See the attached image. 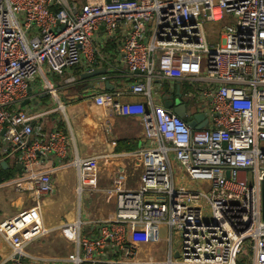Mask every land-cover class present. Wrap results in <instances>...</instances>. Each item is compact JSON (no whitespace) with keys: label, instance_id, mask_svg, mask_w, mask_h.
Listing matches in <instances>:
<instances>
[{"label":"built area","instance_id":"2783aa9c","mask_svg":"<svg viewBox=\"0 0 264 264\" xmlns=\"http://www.w3.org/2000/svg\"><path fill=\"white\" fill-rule=\"evenodd\" d=\"M209 24L222 25L219 41L208 39ZM100 32L107 40L121 38L118 52L128 69L116 78L129 81L125 92L145 101L116 102L123 90L115 85L93 100L117 116L141 117L147 147L137 153L139 185L117 193L113 220L88 228L78 219L62 227L76 248L63 264H153L137 260L135 239L140 228L162 227L171 245L180 235L181 248L178 258L171 253L156 264H264V0H0V164L21 166V175L0 190L34 199L0 224L11 264L32 260L27 248L49 233L41 199L54 192L58 170L77 169L81 195L82 182L96 169L93 158L49 167L52 155L67 156L69 140L38 123L42 113L25 109L54 96L64 110L58 89L79 81L65 73L112 67L94 44ZM202 55L208 57L204 73ZM38 74L45 84L36 91ZM156 80L197 84L185 100L206 114L207 128L192 130L156 104ZM201 83L209 88L200 90ZM177 167L195 186L177 184Z\"/></svg>","mask_w":264,"mask_h":264},{"label":"crops","instance_id":"0c3cea01","mask_svg":"<svg viewBox=\"0 0 264 264\" xmlns=\"http://www.w3.org/2000/svg\"><path fill=\"white\" fill-rule=\"evenodd\" d=\"M211 25H208L209 31H206L215 34L216 39L219 41L222 29L220 31L214 29V26L218 24ZM99 37V42H94V44L101 48V52L110 59L109 61L112 64V67L105 64L106 66L102 68L108 67V70L115 68L118 73L101 76L95 80V86L90 87L87 81H81V75L79 74L84 72L80 68L68 71L65 73L66 77L76 75L79 77V81L66 88L58 89V92L61 91L64 100L62 102V98L58 94L59 100L65 106L64 110H60L63 116L58 113L59 106L50 107L42 113L43 116L49 118V126L45 128L47 130L58 128L69 140L67 156L61 159L53 155L55 159L52 158L49 167H62V165L78 158H93L96 161V169L92 168L91 177L82 182L86 189L84 196L78 193L81 182L78 179L77 169L64 167L59 169L57 174L53 176L54 192L43 196L41 199L43 223L45 228L49 230L46 236L53 241L52 247H50L52 255L44 260L48 264H63L66 260H69L71 255L76 254V248L71 242L67 241L70 245L67 244L72 247L71 251L68 252L67 244L59 240V237H64L61 229L67 222L80 219L88 225V228H92L93 226L96 227V222L99 220H113L116 216L117 203L111 202V194L134 190L140 182L142 166L137 153L147 147L143 119L137 116H117L109 105L96 106L93 97L105 93L107 91L106 82H110L113 86L122 87L123 90L122 95L115 99L116 102L137 103L144 102L145 98L126 93L128 92L126 86L129 81L124 78H116L128 69L124 58L118 52L121 38L107 40L102 32H100ZM200 72H202L201 68ZM178 83L183 87L184 93L193 92L197 85L186 80H156L152 91L154 102L165 106L164 96L170 90H175ZM42 102L41 105H45L44 99ZM185 102L194 105V107L192 105L193 114L200 113L195 103ZM175 170L178 174L176 176L179 186H195L184 178L178 167ZM0 192H4L2 194L3 198L6 202L10 201L15 208L17 205L21 206V201H17V199H22L21 196L29 197L31 203L34 201L31 193L17 192L13 189L0 190ZM14 195L16 197L20 196L15 200ZM82 198H85L84 202H82ZM111 204L116 206L115 212L110 209ZM96 210H99V214H94ZM12 211L14 209L4 210V208H0V213H2L0 224L18 215L17 213L10 214ZM158 230L159 235H155L153 240H151L152 234L144 235L143 232H140L137 254L139 262L156 264L166 261L171 253L174 254V257L176 256L178 248H175V240L178 237L174 236L171 245L167 228L162 227ZM91 231L90 233L94 234ZM164 244H166V247ZM11 256L12 249L0 234V264H11Z\"/></svg>","mask_w":264,"mask_h":264},{"label":"rangeland","instance_id":"374dc122","mask_svg":"<svg viewBox=\"0 0 264 264\" xmlns=\"http://www.w3.org/2000/svg\"><path fill=\"white\" fill-rule=\"evenodd\" d=\"M211 26H214V25L212 24ZM215 26H217V27H215ZM215 26H214V29H217L218 31H220L222 29V25L221 24H218V25H215ZM206 30L209 31V27L208 26H206ZM208 39L210 41H213V40L216 39V35L213 34V33H208ZM202 57H203V59H202L201 69L203 70V73H204L206 71L208 57H207V55H202ZM44 71L49 76L50 73L48 72V69L46 67H44ZM50 77H51V80H52V75ZM35 82H36L35 90L36 91L37 90H43V85L45 83H44L43 77L40 74H38V76L36 77V79L34 80L33 83H35ZM33 83H31V84H33ZM54 83H55V85L57 87H58V85H62L63 86V79L60 78L58 80V78H56V81ZM198 87L200 88V90H202V89L209 88V85L202 83ZM58 94L61 96L62 102H64L61 91H59ZM44 101H45L44 102L45 105H37L36 102H32L27 107V109H25V110L32 111L34 114H39V113L45 112L50 107L59 106L58 101H57V99L54 96H49L46 99H44ZM187 105H188L189 115L191 116L193 114V109H192V105L193 104L188 103ZM193 107H194V105H193ZM58 113H59V115L63 116V113L60 111L59 108H58ZM48 119L49 118L45 116V117H42L37 122L40 123V124H43L44 127H47V126H49ZM52 158L55 159L53 155L51 156V160H52ZM58 164H60V163H58ZM18 175H21V173H19ZM18 175H16V176H18ZM176 175H178V174H176ZM91 187L93 188L94 186H91ZM262 187L264 188V182L262 183ZM4 190L5 189H3L1 191H4ZM85 191H86V189L84 188V185H83L82 186V191H81V196H84ZM3 193L4 192H0V208L2 207V208H4V210H13L14 209V211H12L11 213L8 212L10 214H14V213H17L18 214L19 211H23L24 209L29 208L30 206H32V203L30 202V198L29 197H27V196L26 197L21 196L20 198H22L23 200L22 199L20 200V199H17V198H19L20 195L18 197H16V195H14L15 200L17 199V201H21V206L17 205L16 208H15V206H12L11 205V202L10 201H7L6 202L5 198H3V195H2ZM110 198H111V202L117 203V193L111 194ZM84 201H85V198H82V202H84ZM110 207H111L110 209L112 210V212H115L116 211V206H114V204H111ZM116 212H115V214H116ZM1 214L2 213H0V215ZM94 214H99V210H96L94 212ZM141 230L145 234H149V235L152 234L151 240H153V238L155 237V235H159L157 233L159 230H156L155 232H153L151 230H148L147 228H140L138 230V233H137V236L138 237L135 239L137 242H139V237H140V234L139 233L142 232ZM176 238H177V240H175L176 241L175 242V248H178V251H179L180 248H181V237L179 235V236H176ZM59 240H61L62 242L64 241V243H66V244L69 242L63 236L62 237H59ZM52 244H53V241H52V239L50 237L48 238V236L43 237L42 239H40V240L34 242L33 244H31V246H29L27 248V252L30 254V257L32 258V260L26 259L25 260V263L26 264H41V263H43V261L45 259L49 258L52 255L51 248H50V247H52ZM68 244L66 245V247H68V252H69V251H71L72 247L69 246L70 244L69 245ZM165 245L166 244H164V246Z\"/></svg>","mask_w":264,"mask_h":264},{"label":"water","instance_id":"95a60500","mask_svg":"<svg viewBox=\"0 0 264 264\" xmlns=\"http://www.w3.org/2000/svg\"><path fill=\"white\" fill-rule=\"evenodd\" d=\"M76 11L77 9L75 8V12ZM110 73L112 72L105 68L102 70H94L92 72L82 74L81 80L85 82L87 81L90 87H94L96 79L100 78L101 76H106ZM106 89L108 91H113L115 86L110 84V82H106ZM163 100L165 102V107L171 110L177 116L181 117L192 130H201L203 128H207L208 119L204 112L200 111V113L192 114L191 116L189 115L188 105L185 102V93L180 83H178L175 90H170L167 92ZM29 103V101H26L23 104V107L28 106ZM1 165L6 169L8 168V164L6 162H3ZM18 170H21V166H18ZM262 210L264 220V188L262 193ZM176 257L178 258L179 255L176 254Z\"/></svg>","mask_w":264,"mask_h":264},{"label":"trees","instance_id":"16d2710c","mask_svg":"<svg viewBox=\"0 0 264 264\" xmlns=\"http://www.w3.org/2000/svg\"><path fill=\"white\" fill-rule=\"evenodd\" d=\"M72 2H76L79 3L80 0H71ZM20 173V171L18 170V168L16 167V165H10L7 169L4 168L1 164H0V184L15 177L16 175H18Z\"/></svg>","mask_w":264,"mask_h":264},{"label":"bare ground","instance_id":"6f19581e","mask_svg":"<svg viewBox=\"0 0 264 264\" xmlns=\"http://www.w3.org/2000/svg\"><path fill=\"white\" fill-rule=\"evenodd\" d=\"M62 110H63V108H62Z\"/></svg>","mask_w":264,"mask_h":264}]
</instances>
